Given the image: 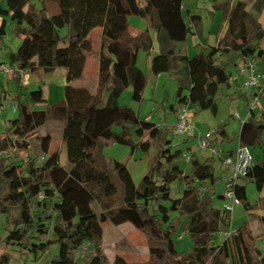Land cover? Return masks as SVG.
<instances>
[{"label": "trees", "instance_id": "1", "mask_svg": "<svg viewBox=\"0 0 264 264\" xmlns=\"http://www.w3.org/2000/svg\"><path fill=\"white\" fill-rule=\"evenodd\" d=\"M184 1L0 0V43L8 23L20 43L9 56L13 78L21 83L16 72L40 78L35 90L19 93L18 116L0 135V222L2 217L6 222L3 243L17 246L35 260L56 245L58 254L49 264H77L83 254L88 255L82 258L84 264H110L103 250V223L109 221L116 226L130 223L146 234L148 264H228L230 256L236 264H264L261 252L251 248L247 226L235 230L221 245L211 244L213 235L227 230L231 220V212L214 205L217 160L210 155L202 158L190 148H186L187 154L174 150L167 138L169 129L163 131L148 118L140 121L133 109L119 104L127 89L132 90L134 101L141 102L147 76L137 65L138 53L154 48L149 28L130 36L131 16L148 21L155 30L158 53L152 59V74L169 73L177 79V101L171 106L176 118L180 107L186 105L217 113L219 91L231 87L233 81L226 63L233 65L239 76H243L241 63H253L257 72L264 74V28L260 22L264 0H253L252 10L244 1L219 5L227 20L226 35L208 52L193 57L180 47L190 35L202 33V20L184 10ZM65 27L69 33L61 36ZM96 29H100L98 46L92 39ZM89 56L96 60L101 91L97 94L81 83ZM58 68L65 69L63 98L47 109H37L48 104L43 81ZM259 114L257 117L252 110L241 123L239 146L264 143V111ZM47 122L73 131L62 136L67 167L61 166L58 155L49 156L54 137L39 133ZM128 125L136 126L143 151L148 152L151 144L159 148L140 187L123 163L107 161L102 151L110 142L127 144L126 136L116 134L114 127ZM215 136L228 137L226 124L214 133L213 144ZM223 154L222 158L226 157ZM181 157L186 167L178 162ZM246 178L263 191L264 156L258 164L253 163L236 189L240 203L249 208L242 184ZM177 181L183 190L173 198L171 185ZM94 211L96 215L89 218ZM173 214L186 216V225ZM181 230L193 241L189 254L177 248L175 237ZM7 263L2 257L1 264ZM112 264L130 263L117 255Z\"/></svg>", "mask_w": 264, "mask_h": 264}, {"label": "rangeland", "instance_id": "2", "mask_svg": "<svg viewBox=\"0 0 264 264\" xmlns=\"http://www.w3.org/2000/svg\"><path fill=\"white\" fill-rule=\"evenodd\" d=\"M227 1V0H226ZM197 8H193V11L199 12L204 18V33L199 36L202 42H209L211 46L216 45V36L223 26V11H215L212 6V0L208 2L202 1ZM217 15L216 20L212 19L209 12ZM264 23V18L262 19ZM148 28L147 21L137 17L131 16L129 18L130 31L145 30ZM151 33L154 36V28H151ZM100 29L94 30L92 34L93 42L96 46L99 44V32ZM69 33V28L65 27L60 30L61 36H66ZM19 39L13 34L10 23H8L7 34L0 43V59L3 69L0 70V106L2 112L0 113V135H2L6 127L9 126L11 120L18 116V110L16 107V98L21 91L24 93L29 90H35L40 80L38 75L24 74L22 72H16V76H21V83H19L11 72L9 66V56L11 52H16L19 46ZM190 47V56H195L203 49L201 46L198 48ZM158 53V44L155 39L154 48L150 51H140L137 65L144 71L148 80L146 87L142 94L141 102H136L132 98V90L127 89L120 97V106H127L133 109L140 121H146L147 117H150L149 122L156 124L162 128L163 131L170 130V128L176 123V114L171 110V106L176 104L178 82L177 79L169 73H163L159 76L152 74V71L148 69L146 65V59L149 55H156ZM2 64V65H3ZM229 72L233 74V81L231 87H221L217 96L218 111L216 114L211 111H197L192 105H186L189 115L188 124L191 126L190 133L185 135H174L167 132V138L171 141V146L175 149L179 148L188 153L186 148H190L201 155L202 158L209 156L208 152H202L198 146L200 139L207 134H212L216 130L226 124L228 137L226 139L219 138L218 143L215 146L220 150L229 148H235L238 144V135L241 128L242 121L248 116L250 106V96L246 94L243 87L244 76H238L235 68L231 64H225ZM8 70V72H6ZM96 60L93 56H89L88 65L86 70L85 81L81 83L89 88L93 89L94 93H98L99 89L96 88ZM44 96L48 99V104H42L37 109H47L49 104L59 101L63 98L64 87L67 84L65 69L58 68L53 74L47 76L44 79ZM42 85V84H41ZM96 88V89H95ZM188 93L184 90V94ZM245 98H243V96ZM264 110V96L259 99L254 106V111L258 115ZM239 114L240 118L236 117ZM76 115H74L75 117ZM136 126L128 125L126 128L118 126L114 127L116 134L125 135L128 143L119 144L110 142L102 149L103 154L107 161H118L123 163L129 170L133 181L137 187H140L142 179L148 174L151 166V161L157 154L159 148L156 144H151V148L148 152L143 151L140 147V141L135 134ZM67 130V131H66ZM71 131L68 129H61L57 122H47L42 128L39 129L40 134H50L57 142L62 136ZM148 139V138H147ZM145 139V141L147 140ZM56 142L54 149L58 152L59 162L62 167L69 165L67 160V149L65 145H60ZM167 147V146H166ZM165 148V147H164ZM250 154L253 159V163L258 164L264 156V143L262 145H256L250 147ZM25 157V153H22ZM178 162L181 166L186 167L184 157H181ZM215 174L219 177L214 196V205L216 208L223 209L231 203L228 198H220L221 194L225 192V182L228 178V169L222 166L220 161H215ZM242 184L246 187L247 202L250 207L246 208L244 203H240L235 206L231 212L230 226L228 229L237 230L247 226L250 235L251 248L257 249L264 257V189L260 192L257 189L256 183L251 178H246L242 181ZM182 185L179 182H174L171 185L172 197L177 198L182 194ZM96 206V205H95ZM96 213L98 208L96 207ZM95 211L89 215L92 218L96 215ZM174 217H179L178 214H173ZM184 221V225L187 223V217H179ZM5 218H1L0 222V264L2 257H6L7 264H49V260L54 255L58 254L59 248L54 245L47 253L38 256L37 260L33 255H25L18 250L15 245H7L1 241L6 234L5 232ZM185 228V227H184ZM104 236H103V250L108 258L110 264L113 259L120 255L124 257L130 264H148L150 261L148 239L144 232L136 229L130 223H124L116 226L109 221L103 223ZM48 238V237H47ZM176 239V245L180 252L189 254L193 248V241L189 234L185 231H180ZM225 240V232L220 231L213 235L211 244L213 246H219ZM82 258L87 259L88 255L83 254ZM79 258L77 264H84V260ZM228 264H236L234 257L230 256L227 261Z\"/></svg>", "mask_w": 264, "mask_h": 264}, {"label": "built area", "instance_id": "3", "mask_svg": "<svg viewBox=\"0 0 264 264\" xmlns=\"http://www.w3.org/2000/svg\"><path fill=\"white\" fill-rule=\"evenodd\" d=\"M2 69L3 65L1 64L0 59V70ZM6 72H8V70H6ZM239 72L244 76L243 87L246 94L250 96V117V111H254V106L257 104L261 98V94L264 92V86L260 83L262 75L257 72L256 66L253 63H241L239 66ZM260 111L262 112L264 110L262 109ZM1 112L2 107L0 106V113ZM236 117L240 118L238 113L236 114ZM249 117L247 116L242 122ZM188 121L190 122L187 108L182 106L177 113L176 123L170 128V132L177 136L190 133L191 126L188 124ZM212 139L213 133L207 134L205 137L200 139L198 148L202 152H208L213 159L221 161L222 166L228 169L229 175L225 182L226 189L224 192V198L230 199L231 203L224 206V209L232 212L234 207L240 204V200L238 199L236 193L237 186L240 184L241 179L248 175L253 166L250 148L247 146H239L233 155L222 158V150L212 143ZM224 232L225 239H230L234 235L235 230L227 229L224 230Z\"/></svg>", "mask_w": 264, "mask_h": 264}, {"label": "crops", "instance_id": "4", "mask_svg": "<svg viewBox=\"0 0 264 264\" xmlns=\"http://www.w3.org/2000/svg\"><path fill=\"white\" fill-rule=\"evenodd\" d=\"M202 1H204V2H208L209 0H185L184 1V10L185 11H189L191 14H197V15H199L200 17H201V20H202V33L201 34H203L204 33V27H205V24H204V18L202 17V15L199 13V12H196V11H193V8L195 7V8H197L198 9V5L199 4H201V2ZM228 1H230L231 2V5L233 6V5H236L237 4V2H239V1H244V2H246L247 3V9L248 10H252V7H253V0H219V1H213L212 0V6H213V9H215V11L217 10V11H219V10H221L220 8H218V6L219 5H221V4H224V3H226V2H228ZM222 11V10H221ZM209 12V11H208ZM210 14H211V16H212V19L213 20H216V18H217V15H215V13H212V12H209ZM264 18V10H263V12H262V14H261V16H260V22H261V24H262V26H263V28H264V23H263V21H262V19ZM147 24H148V28L149 29H151L150 27H149V23H148V21H147ZM146 30V29H145ZM142 31H144V30H141V31H139V30H137V32L136 31H130V29H129V34H130V36L131 37H136L137 35H139ZM226 32H227V20L225 19V17L223 16V26H222V28H221V30L219 31V33L217 34V36H216V44L219 42V40H221L222 38H224V36L226 35ZM155 33V32H154ZM200 34V35H201ZM155 35H156V33L154 34V43H155V39H156V37H155ZM200 35H190L189 37H188V39H187V41L183 44V45H181V49H182V51H184V52H186L189 56H190V50H189V48L190 47H196V48H198L199 46H201L202 47V51L201 52H204V53H206V52H208V50H209V48L211 47V45L209 44V42H208V40H207V42H202L201 41V39L199 38V36ZM157 41V40H156ZM195 48V49H196ZM155 56V55H154ZM153 55H149L148 57H147V59H146V65H148V69H150L151 70V64H152V59H153V57H154ZM138 57H139V53H138ZM190 57H192V56H190ZM137 63H138V58H137ZM3 66H5L4 64H3ZM239 76V75H238ZM241 77V76H240ZM147 80H148V78H147ZM260 83L264 86V74L262 75V77L260 78ZM0 85H1V83H0ZM96 88H97V81H96ZM95 88V89H96ZM93 90V89H92ZM94 91V90H93ZM95 92V91H94ZM101 91H99L98 93H100ZM102 96H104V94H102ZM148 119H150V117H147ZM215 138H217V141H216V144L218 143V141H219V138H221L220 136H215ZM56 142H57V140L54 138L53 139V141H52V143H51V146H50V151H49V156H52V155H58V152L56 151V149H54V147H55V145H56ZM57 143H59L60 145H65L64 144V141H63V138H61ZM238 146H239V144H237V146L235 147V148H229V149H225L224 150V156H228V155H231L232 153H233V151L234 150H236L237 148H238ZM189 148V147H188ZM223 151V150H222ZM59 156V155H58ZM201 156V155H200ZM202 157V156H201ZM208 157V156H207ZM217 161H219V160H217ZM223 194V193H222ZM221 194V195H222ZM222 198V197H221Z\"/></svg>", "mask_w": 264, "mask_h": 264}]
</instances>
